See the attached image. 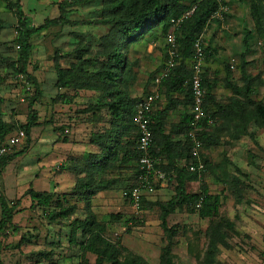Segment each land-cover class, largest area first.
I'll use <instances>...</instances> for the list:
<instances>
[{
	"label": "trees",
	"instance_id": "16d2710c",
	"mask_svg": "<svg viewBox=\"0 0 264 264\" xmlns=\"http://www.w3.org/2000/svg\"><path fill=\"white\" fill-rule=\"evenodd\" d=\"M1 1L6 4V9L16 20L14 26L16 37L12 44L19 47L16 59L5 65V68H11L17 76H24L31 92L24 98L27 99L26 120L16 128L17 131L23 132L25 145L20 150L0 158V178L9 163L27 152L30 132L46 123L39 121L38 113L34 109L41 96V90L36 78L28 71L34 38L54 28L98 27L107 29L106 34L99 38L96 49L82 41L76 43L71 55L66 56L70 59L65 67L60 64L62 56L60 57L58 53H55L52 58L56 78L54 87L58 91L52 104L65 99V104L69 105L74 102L75 96L80 92L96 95L94 103L78 112L90 115L88 119L91 123L102 122L104 116L107 119L108 127L89 136V143L96 148V153L75 163L72 173L77 175V180L70 194L38 192L29 186L22 195L30 200L29 210H40L49 224H61L65 220L68 221L69 243L73 242L78 246L83 256L90 254L95 257L94 264H147L140 256L128 253L127 249L119 243L113 244L107 240L106 225L97 219L90 207L92 199L97 194L109 191L115 186L114 180L104 177L110 171L113 172L122 168V165L132 163L135 165L134 179L137 177L136 163L139 153L136 142L138 136L133 117L136 106L142 98H131L128 93V88L135 81L132 70L134 64L126 56L128 49L154 35L158 29L166 34L171 28V19H179L191 8H195L190 17L183 21L175 32L178 48L177 65L171 75L159 84L158 95L164 102L159 106L158 101L155 103L151 117L153 139L149 154L160 160L158 168L165 174L168 184L175 182L173 196L166 202L154 203V205L145 200L147 195L143 196L140 212L152 207H156L159 211V228L166 241V245L161 248L160 255H158L159 264H174L171 251L177 235V226H169L167 221L169 215L179 209H184L188 214L197 215L200 220H210L204 232L207 238V248L203 254V262L215 264V254L219 247L231 249L228 240L239 233L232 221L219 215L222 205L220 195L210 194L207 186L202 182L197 192L189 193L186 190L190 183L198 181V175L187 170L191 157L190 143L186 138V133L190 130L192 109L190 91L184 82L191 75L190 58L195 40L204 34L211 22L219 23L211 20V16L219 4L229 7V0H191L190 2L188 0H84L85 2H97L100 6L98 17L93 20H72L68 17L67 9L74 7L81 0H63L57 4L58 16L45 19L38 27L26 18L22 9L23 0ZM248 1L249 14L255 22L257 31L263 35L261 29L264 28V0ZM2 30H4V21L0 18V33ZM250 35V32H247L243 41L246 50L247 39ZM246 50L241 53L239 64L242 85L238 86L228 82L227 78L224 80V87L230 92V97L225 104L216 101L215 82H211L206 76V71H203L202 86L206 92L204 109L213 119L214 124L211 127L205 126L198 134L202 141L200 157L206 166V173L213 170L221 173L218 180L225 186V192L229 191L233 195L237 205L242 203L243 193L248 186L237 176L227 175L225 166L230 165V162L223 160L217 165H212L202 156L201 151L203 148L210 150L211 147H219L222 137L232 142L242 137L254 140L249 131L251 127L264 134V102L252 99V93L262 81L257 76L253 78L247 73ZM215 53L214 50L206 47L205 63ZM32 67L33 70H37L35 66ZM225 68L229 71V66ZM1 84L2 82L0 86ZM60 91L64 93L60 95ZM174 96H177L176 99ZM176 106L189 108V112H185L173 125L170 124L168 118L170 111H173ZM15 127V124L8 126L0 120L1 143ZM59 130L63 131L62 128ZM254 143L257 145L255 141ZM235 173H241L239 168L235 167ZM240 175L245 176V174ZM135 184L136 181L126 186L123 192L128 191ZM159 184L156 183L154 187L159 188ZM21 198L7 201L0 191V237L7 231H16L13 219L17 214L25 211L19 209ZM198 204L199 207L196 208ZM82 209L84 210L83 218H73L74 214ZM130 223L135 226L139 222L131 218ZM30 241L22 236L20 244L23 245ZM123 253L126 256L120 262ZM45 256L47 258L50 254H45Z\"/></svg>",
	"mask_w": 264,
	"mask_h": 264
},
{
	"label": "rangeland",
	"instance_id": "374dc122",
	"mask_svg": "<svg viewBox=\"0 0 264 264\" xmlns=\"http://www.w3.org/2000/svg\"><path fill=\"white\" fill-rule=\"evenodd\" d=\"M61 1L63 0H23L22 9L26 17L33 22V25L38 27L45 19L58 16L57 4ZM190 1L188 0V2ZM3 4L6 6L0 0V11H3L1 8ZM67 10L68 17L72 20H93L98 17L100 6L97 2L81 0L74 7ZM249 13L248 0H229V11L225 15L224 21L211 22L204 32V36H202L204 46L216 52L208 61L212 62L213 68L217 72L215 76H217L216 79L219 84H215V88L219 85L218 89L222 95L215 96L216 101L220 104H225L230 97V92L224 87V73L228 82L238 86L241 85L239 81V64L241 53L246 50L243 41L247 32H250L251 35L247 39L245 60L248 66L246 70L251 77L255 78L257 76L262 81L252 93V99L264 102V28L261 29L263 32V35H261ZM1 14L6 28L0 34V53L3 52L2 44H6L8 49L5 51H10V55L16 56L17 50L15 46L10 44V41L16 37L15 24L7 28V25L12 24L14 18L8 10H4ZM106 32V28L98 27L54 28L34 38L29 67L31 65L35 66L39 72L36 80H38L41 96L37 100L34 109L38 113L40 122L49 120V108L52 107L50 104L53 100L50 97L55 96L56 92L51 83L54 54L58 53L60 57L62 56L60 64L65 67L70 59L66 56L71 55L76 43L82 41L96 49L99 38ZM167 33L163 34L158 29L154 35L143 39L128 49L126 56L134 64L132 70L135 75V81L128 88L131 98H143L145 95L158 91L159 87L155 86L154 80L165 63L167 47L164 40ZM226 66H229V71L225 68ZM0 82H2L0 86V116L5 121H9L8 126H11V124L16 126L10 132L11 137L5 139L4 144H6L12 138H20L19 134L22 131H17L16 128L19 124L25 122L27 115V99H24L23 102L21 99L25 98L28 93L24 91L18 76L11 68L0 65ZM60 92L64 93V91ZM95 96L93 93L80 92L75 96L73 103L63 105L58 102L55 105L56 112L54 116L56 117L55 119L53 117L52 125L46 126L44 124L34 130L35 147H30L27 152L18 158L19 161L8 165L2 173L0 191L3 195L13 200L17 197L21 198L22 190L26 191L29 186L38 192L49 191V186H53V179L56 175L52 177L51 183L44 182L39 176L41 180L30 185L31 181L35 180L33 179L34 175L37 172L42 173V167H37L36 161V157L44 153L42 144H49L54 137L60 134V138L64 137L67 141H73L75 150L82 151L89 141V136L107 126V119L104 115L102 122L91 123L88 119L90 115L78 113L89 104L94 103L96 101ZM163 102V99L160 102L158 101V106ZM60 128L63 131H60ZM249 131L254 140L249 137H242L238 141L232 142L222 137L219 147H211L210 150L203 148L201 151L202 156L212 165H217L223 160L230 162V165L225 166L227 175L237 176L248 186L243 193V200L240 205L236 204L233 195L229 191L225 192V186L218 180L221 177L219 171L213 170L203 174L200 178L198 177V181L190 183L186 188L187 192L195 193L202 182L207 186L210 194L220 195L222 205L219 215L229 219L236 226L239 235L229 238L228 244L231 249L223 248L221 251L216 252L218 258L224 261L220 264H264V134L252 127L249 128ZM44 133L48 137L46 142H43L44 139L42 138ZM36 136H40L38 140ZM24 139L25 137L22 136L20 139L22 144L16 145L13 148L14 151L24 147ZM39 142H42L41 145H37ZM235 167L239 168L241 173H235ZM240 174H245V176ZM117 175L120 177L118 180H121V184L114 186L110 191L97 194L92 199L90 207L92 210H90L101 223L106 225L105 237L107 240L113 244L119 243L120 246L127 249L128 253L140 256L142 259L144 257L151 259L153 256H157L156 264H159L158 255H160L161 248L166 245L165 238L158 225L159 211L156 207H152L136 214L129 202L122 197L123 189L135 182L134 177L131 176L130 171L129 173L115 171L113 174L110 172L104 177L108 180H116L115 176L117 178ZM174 187L175 182L168 184L165 180L163 186L156 187L154 193L146 196L145 200L153 205L154 203L166 202L173 196ZM23 199L24 197L21 198V200ZM25 209L14 219L15 226L16 231L18 229H32V235L27 231L23 236L33 240L36 250L33 255L35 260L40 261V263L47 260V262H53L54 264H94L95 257L90 254L83 256L79 248H77L78 252L75 251L74 247L76 245H67L65 239H67L68 230L65 233L66 229L64 227L69 223L68 221L65 220L61 224L51 223L50 225L43 218L40 210ZM83 213L84 210L82 209L80 210L81 215L76 213L73 218H83ZM113 217H117V219H113ZM131 218L139 223L132 226L130 223ZM168 224L169 226H177V235L173 241L171 251L174 264L206 263L203 262V254H205L207 248V238L204 232L210 224V220H200L197 215L188 214L184 209H179L174 214L169 215ZM14 232L11 231V233ZM60 233L61 235L58 236ZM52 240H58L54 243L56 248L51 251L53 253L49 252L52 249L49 242ZM60 240H62V243ZM45 254H50V256L46 258ZM121 256L120 262L126 254L123 253Z\"/></svg>",
	"mask_w": 264,
	"mask_h": 264
},
{
	"label": "built area",
	"instance_id": "2783aa9c",
	"mask_svg": "<svg viewBox=\"0 0 264 264\" xmlns=\"http://www.w3.org/2000/svg\"><path fill=\"white\" fill-rule=\"evenodd\" d=\"M194 7L188 12L184 13L179 19H171V28L165 37V46L167 47V54L165 64L159 75L155 78L154 84L159 87L162 80L167 79L173 69L177 65L178 51L175 38V32L180 28L183 21L188 19L194 12ZM229 7L219 4L216 11L212 14L211 20L223 22L225 15H227ZM16 35V32H15ZM260 44V43H259ZM19 49L18 46L15 47ZM205 46L203 44L202 36L195 40L192 48V54L190 58V77L184 82V85L188 87L191 95V109L192 120L190 122V130L186 133V138L190 143V157L191 162L187 166V170L190 173H195L200 178L203 174H206V166L201 160L200 150L202 148V141L200 139V131L203 128L211 127L214 124L213 119L204 109L205 89L202 86V75L205 66ZM19 82L23 85V89L26 93L31 92L29 84L25 81L24 76H18ZM157 92L145 95L142 98L135 109V115L133 117L134 125L137 129V142L136 148L139 153V157L136 163L137 177L136 184L128 191L122 192V197L127 200L130 206L133 208L136 214L140 212L141 201L143 196H149L154 193V185L156 183L163 184L165 181V174L158 168L160 163L159 159L153 158L149 154V148L152 144V114L154 111V105L159 101L160 96ZM24 101V98L21 99ZM20 138H12L8 143L0 145V158L9 155L13 152V148L20 143V139L24 136L23 132L19 134ZM199 204L196 205V208Z\"/></svg>",
	"mask_w": 264,
	"mask_h": 264
},
{
	"label": "crops",
	"instance_id": "0c3cea01",
	"mask_svg": "<svg viewBox=\"0 0 264 264\" xmlns=\"http://www.w3.org/2000/svg\"><path fill=\"white\" fill-rule=\"evenodd\" d=\"M4 6L5 5L3 4L1 6V8L3 9V11L4 10L7 11L6 7L4 8ZM3 11H0V16L2 15L1 13H3ZM11 23L12 24L7 25V28L9 26H13L16 23V20L14 19L13 22H11ZM32 24H33V22H32ZM5 28H6V25L4 24V30H5ZM4 30H2L1 33ZM202 36H204V35H202ZM14 39H12L10 41V44L12 46H13L12 43H13ZM3 43H5V42H3ZM2 45H3V52L0 53V65L2 67H5V65H7L8 63L14 61L16 59L15 57H17V55L16 56L15 55H13V56L10 55L11 54L10 51H7V52L5 51V50L8 49V47H7L8 45L7 46H6V44H2ZM213 67L214 66H213L212 62L211 61H207V63L204 66V70L206 71V76H207L208 79L211 80V82H215L216 81L217 83L215 82V84H219L218 81H217V79H216L217 76H215V74L217 72L214 70ZM1 70H3V69H1ZM28 71L36 79H38L37 78L38 77L37 75L39 74L38 69L36 71L33 70V67L31 65V67L28 68ZM247 73L249 74L248 71H247ZM218 77H220V76H218ZM222 77H223V74H222ZM225 78H226V76H225V73H224L223 80H225ZM55 81H56V78H55V73H54V69H53L51 83H52L54 89H55V87H54ZM239 81H240V75H239ZM241 85H242V83H241ZM218 87H219V85H218ZM218 87L216 86V88L214 89V95H216V96L222 95V94H220V92H219L220 90L218 89ZM55 91H56L55 92V96L54 95L51 96L50 97L51 99H54L57 96L58 91L56 89H55ZM59 94L62 95L63 92L62 93L60 92ZM176 97L177 96H174L175 99H176ZM178 100H180V99H178ZM59 103H61L63 105H67V104H65V99L62 100ZM50 105L52 107L49 108V120H47V122L48 121L49 122L48 123L47 122L45 123L46 126L52 125V123H53V117H54V119L56 117V116H54V113L56 112V106L55 105H57V103L56 104H52L51 103ZM185 112L188 113L189 112V108H183L182 106H176L173 109V111H170L168 121L170 122V124H173V125L176 124L180 120V118L182 117V115ZM0 120L3 121L6 125H9L10 124L9 121H5L4 119H2L1 116H0ZM106 127H108V125ZM38 128L39 127L34 128L30 132V139L29 140L31 142L28 145L27 151L30 149V147H32V148L35 147L36 141H34V139H35V132H34V130L35 129H38ZM59 135H57V137H54L53 140L49 144H47V143L42 144V147L44 149V153H41L40 155H38L36 157L37 167H42V173L41 172H37L34 175V177H33V179H35V180L31 181L32 183H30V185H33L34 182H36V181L38 182L39 180H41V178H42V180L44 182L47 181L48 183H51L52 177L54 175H56L54 177V179H53V181H54L53 186H49L50 187L49 191H43V192H53V193H57L59 195H62V194H70L71 191L75 187L76 180H77V177H76L77 175L75 173H72L73 172V168L75 167V163H77L78 161H81L83 159H86L90 154L96 153L97 150L88 141V143L84 146V149H82V151H77L74 148L75 145H73V143H72L73 141L72 142L67 141L66 138H64V137H61L60 138ZM7 137H11V133H9L4 138L6 139ZM39 137L40 136H36L37 140L39 139ZM42 138L44 139L43 142H46L47 139H48V137L46 136L45 133H44V135H43ZM5 139L2 141V143L0 142V145H3L4 144ZM24 141H25V139H24ZM41 143L42 142H39V144H37V145H41ZM20 144H22V142ZM13 152H16V151L13 150ZM18 158L15 159L13 162L9 163L8 165H10V164L12 165L15 161H19ZM122 166H123L122 168H120L118 170H115V171H119V173H122V172H128L129 173V171H130L131 172V176L134 175V173H135V168H134L135 165L134 164L128 163V164L122 165ZM4 170H3L2 173H4ZM115 171H113V172L110 171V172L113 174V173H115ZM29 175L32 176L31 174H29ZM118 178H120V177L118 176L116 178V176H115V179H116V180H114L116 182L115 186L121 184V180L119 181ZM134 180L136 181V179H134ZM160 186L162 187L163 184H161ZM36 187H37V185H36ZM22 192L24 193L25 191L22 190ZM5 198L7 199V201H13L12 198H7L6 196H5ZM18 199H20V198L17 197L14 200H18ZM20 207L21 208H19V209H24V210H26L25 208H29L30 207V200H29V198L24 197V199L20 201ZM77 213L80 214V212H77ZM19 214H17L14 217V219L17 216H19ZM14 219H13V224H16ZM167 221H168V219H167ZM158 225H159V221H158ZM64 228L63 229L65 230V233L68 230L67 239H65L67 245L68 244H73V242L72 243H69V232H70L69 224H66V226ZM27 231L32 235V233H31L32 232V229H30V230L18 229L14 233H11L10 231H7V232L4 233V235H2L0 237V264H49L50 263L49 261L47 262V260H43V263L42 262L40 263V261H37V260H35V258H33V255H34V253L36 251L35 250V244H34L33 240H31L29 243H26V244H23V245L20 244V240H21L23 234H25ZM60 235H61V233L58 236H60ZM59 239H60V237H59ZM55 241L57 242L58 240H55ZM55 241L52 240V241L49 242V245L52 247V249L49 250V252L53 251V248H56L55 245H54V243H56ZM60 241L62 243V240H60ZM74 248H75V251L78 252V249H77L78 246H75ZM222 249H223L222 247H219V251H221ZM51 253H53V252H51ZM143 259H144V261L147 264H156L157 263V261H156L157 256H153L151 259H147V258L144 257ZM158 260H159V258H158ZM223 262L224 261L222 259L220 260L218 258V255L216 254L214 263L215 264H218V263L220 264V263H223Z\"/></svg>",
	"mask_w": 264,
	"mask_h": 264
}]
</instances>
